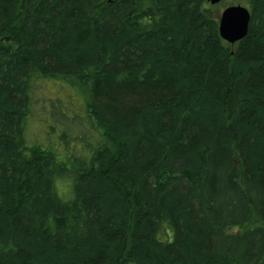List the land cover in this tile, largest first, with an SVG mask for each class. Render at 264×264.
Returning <instances> with one entry per match:
<instances>
[{
  "label": "trees",
  "instance_id": "obj_1",
  "mask_svg": "<svg viewBox=\"0 0 264 264\" xmlns=\"http://www.w3.org/2000/svg\"><path fill=\"white\" fill-rule=\"evenodd\" d=\"M247 4L231 45L207 0H0V264H264V0ZM38 81L84 99L86 152L26 144Z\"/></svg>",
  "mask_w": 264,
  "mask_h": 264
},
{
  "label": "rangeland",
  "instance_id": "obj_2",
  "mask_svg": "<svg viewBox=\"0 0 264 264\" xmlns=\"http://www.w3.org/2000/svg\"><path fill=\"white\" fill-rule=\"evenodd\" d=\"M237 5L248 9L247 0H220L214 5L208 3L204 12L209 17L219 20L221 13L227 7ZM38 82L33 87V97L36 102L33 99L35 102L33 115L28 119L25 130L26 144L52 147L61 160L64 158L62 155L64 146L61 142V134L64 132L66 137L73 141L74 147L67 149L66 153H72V157L74 153L78 155L80 152H86L83 145H90L94 140L97 143L100 136L92 130L90 122L84 117V108L86 109L84 99L66 85L50 81ZM72 190L73 179L70 175L65 174L57 178L56 191L62 201L67 202L72 199Z\"/></svg>",
  "mask_w": 264,
  "mask_h": 264
},
{
  "label": "water",
  "instance_id": "obj_3",
  "mask_svg": "<svg viewBox=\"0 0 264 264\" xmlns=\"http://www.w3.org/2000/svg\"><path fill=\"white\" fill-rule=\"evenodd\" d=\"M211 5L220 0H207ZM250 12L242 6L227 7L218 20L220 38L228 44L234 45L242 40L248 31Z\"/></svg>",
  "mask_w": 264,
  "mask_h": 264
},
{
  "label": "bare ground",
  "instance_id": "obj_4",
  "mask_svg": "<svg viewBox=\"0 0 264 264\" xmlns=\"http://www.w3.org/2000/svg\"><path fill=\"white\" fill-rule=\"evenodd\" d=\"M32 111H33V110H32ZM32 115H33V112H32V113H30V117H31ZM28 117H29V115H28ZM28 117H27V119H29V118H30V117H29V118H28Z\"/></svg>",
  "mask_w": 264,
  "mask_h": 264
}]
</instances>
